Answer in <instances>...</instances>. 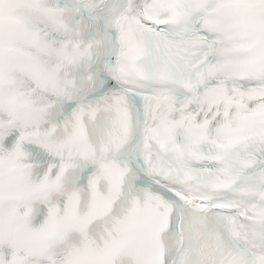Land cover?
<instances>
[{
  "label": "clouds",
  "instance_id": "obj_1",
  "mask_svg": "<svg viewBox=\"0 0 264 264\" xmlns=\"http://www.w3.org/2000/svg\"><path fill=\"white\" fill-rule=\"evenodd\" d=\"M210 4L0 0V177H7L6 161L18 146V188L28 197L19 210L28 213L31 228L53 212L61 221L71 208L80 223L95 205L87 233L114 231L133 211L134 156L147 152L164 166L157 179L181 193L186 208L200 210L167 211L162 242L172 264L185 257L188 264H242L246 253L264 252V220L253 211L264 198L249 201L240 191L245 161L256 152L264 163V126L241 127L222 106L216 111L199 102L225 79L220 66L236 58L242 39L208 28L203 15ZM154 93L190 99L184 111L209 124L179 150H162L140 131L147 119L141 98ZM113 162L126 169L118 188L101 167ZM57 176L56 186L45 185ZM9 208L0 197V217ZM222 216L232 222L217 219ZM80 240V232L71 233L57 244V257ZM10 260L0 240V264ZM32 264L49 261L34 257Z\"/></svg>",
  "mask_w": 264,
  "mask_h": 264
},
{
  "label": "snow or ice",
  "instance_id": "obj_2",
  "mask_svg": "<svg viewBox=\"0 0 264 264\" xmlns=\"http://www.w3.org/2000/svg\"><path fill=\"white\" fill-rule=\"evenodd\" d=\"M10 16L15 15L11 10ZM203 22L209 29H218L228 36L238 35V55L226 65H221L224 73L217 88H208L200 97L201 105L223 113L241 127L250 125L264 126V0H211L204 7ZM195 38V37H193ZM209 65V71L214 69ZM230 82V86L228 85ZM147 119L140 131L148 139L157 142L161 149L179 150L191 139L199 135L208 124V119L200 120L194 112L184 111L191 105L188 98L160 93L146 94L141 98ZM161 104L167 106V112L161 111ZM22 155L17 146L8 157L6 167L8 175L0 177V197L10 202V208L4 217H0V240L11 253L8 264H32V258L45 257L49 264H172L171 253L163 244L167 235L164 231L166 213L173 206L182 214H198L199 208L188 209L182 203L184 196L168 188L157 179L164 166L154 161L147 152L134 156L133 180L129 184L133 211L121 221L114 231L107 229L99 236L89 235L87 224L95 218L99 210L93 205L91 211L80 223L73 221L75 209L68 210L61 221H57L53 212L50 221L39 228H31L28 213L19 210L20 201L27 202L18 182L22 173L18 158ZM243 174L241 192L253 201L257 196L264 198V163L253 152L247 161ZM103 174L116 188L122 182L126 169L118 163L103 164ZM59 177L45 181L46 186L54 187ZM228 207V205H220ZM143 209L137 215V209ZM257 219L264 220V204L253 205ZM220 221L232 222L231 217H218ZM73 232L81 233L78 243L68 244L56 255V246L65 241ZM183 264H188L185 257ZM242 264H264V252L246 253Z\"/></svg>",
  "mask_w": 264,
  "mask_h": 264
}]
</instances>
